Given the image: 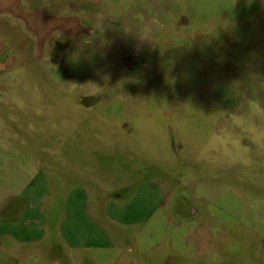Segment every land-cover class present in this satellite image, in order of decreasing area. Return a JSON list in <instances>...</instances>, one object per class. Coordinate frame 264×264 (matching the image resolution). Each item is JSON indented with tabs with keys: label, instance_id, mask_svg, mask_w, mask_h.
Here are the masks:
<instances>
[{
	"label": "rangeland",
	"instance_id": "374dc122",
	"mask_svg": "<svg viewBox=\"0 0 264 264\" xmlns=\"http://www.w3.org/2000/svg\"><path fill=\"white\" fill-rule=\"evenodd\" d=\"M20 1L0 264H264V0Z\"/></svg>",
	"mask_w": 264,
	"mask_h": 264
},
{
	"label": "crops",
	"instance_id": "0c3cea01",
	"mask_svg": "<svg viewBox=\"0 0 264 264\" xmlns=\"http://www.w3.org/2000/svg\"><path fill=\"white\" fill-rule=\"evenodd\" d=\"M21 3L22 2L20 0H0V13L11 15L14 19H16V17H23V19H25V22L28 23L27 27L29 28V30L33 31L35 30V27L29 24L33 20L29 21L28 19H32L34 15L32 11H27L25 8H23ZM35 14H44V11L43 9L37 10L35 11ZM12 205L13 204H9V206ZM25 205H23V207ZM25 207L27 208V205ZM4 239H8V241H11V239H17L20 240L22 243H26V241H28L26 234H22L21 232H15L14 228L11 227V225L0 226V249L4 242Z\"/></svg>",
	"mask_w": 264,
	"mask_h": 264
}]
</instances>
